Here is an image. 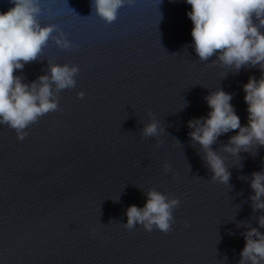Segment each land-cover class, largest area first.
<instances>
[{"label": "water", "instance_id": "water-1", "mask_svg": "<svg viewBox=\"0 0 264 264\" xmlns=\"http://www.w3.org/2000/svg\"><path fill=\"white\" fill-rule=\"evenodd\" d=\"M40 4L41 26L56 25L52 35L63 32L72 47L49 39L14 75L31 85L52 64L80 71L23 140L0 125V264H239L246 225L258 228L264 214L249 198L264 146L233 155L225 146L235 132L218 137L212 149L231 173L223 185L188 121L206 116L205 97L223 89L246 125L243 85L261 78L259 66L236 72L216 55L202 62L185 0H131L112 23L92 0ZM13 6L0 0V12ZM149 112L159 136H143ZM151 189L180 200L171 230L126 229L128 207H143Z\"/></svg>", "mask_w": 264, "mask_h": 264}, {"label": "clouds", "instance_id": "clouds-1", "mask_svg": "<svg viewBox=\"0 0 264 264\" xmlns=\"http://www.w3.org/2000/svg\"><path fill=\"white\" fill-rule=\"evenodd\" d=\"M131 0H92L95 15L107 23L117 19L119 10ZM191 6L187 13L193 27V46L200 60L207 61L213 55L222 65L239 72L251 65L259 66V80L250 77L243 85L244 102L247 104L248 121L241 124L240 116L231 104L233 94L223 89L205 97L210 109L206 116L188 121L191 139L205 150V159L212 172V181L228 185L231 173L223 157L212 145L223 134L235 132L229 139L225 151L233 155L249 152L256 144L264 146V0H185ZM14 5L0 12V125L14 129L20 140L26 129L49 112L58 110L59 97L56 93L76 86L78 65L52 64L50 76L39 77V83L25 84L14 71L22 70L25 64L37 59L49 39L65 49L72 44L54 24L41 26L40 0H11ZM55 85V92L53 91ZM84 92L78 93L83 98ZM152 117L144 126L143 136H159L163 132L159 121ZM238 130V131H236ZM170 166L164 165L169 171ZM253 195V211L264 213V171H254L250 176ZM180 204L179 198L151 189L143 207L131 205L124 227L132 230L137 225L151 232L171 230L174 223L173 210ZM258 228L246 225L243 233L245 246L240 251L239 264H264V214L258 217ZM239 226V225H238Z\"/></svg>", "mask_w": 264, "mask_h": 264}]
</instances>
